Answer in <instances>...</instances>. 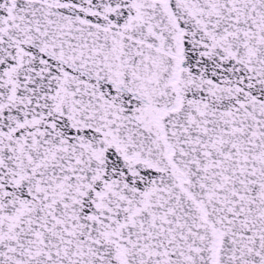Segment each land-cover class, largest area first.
<instances>
[{
  "label": "snow or ice",
  "instance_id": "snow-or-ice-1",
  "mask_svg": "<svg viewBox=\"0 0 264 264\" xmlns=\"http://www.w3.org/2000/svg\"><path fill=\"white\" fill-rule=\"evenodd\" d=\"M0 264H264V0H0Z\"/></svg>",
  "mask_w": 264,
  "mask_h": 264
}]
</instances>
